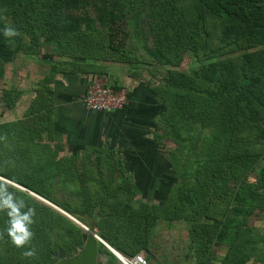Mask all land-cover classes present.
Returning <instances> with one entry per match:
<instances>
[{"label":"trees","instance_id":"trees-1","mask_svg":"<svg viewBox=\"0 0 264 264\" xmlns=\"http://www.w3.org/2000/svg\"><path fill=\"white\" fill-rule=\"evenodd\" d=\"M6 25L20 34L5 37ZM41 45L69 61L59 70L62 61L49 59L50 74L23 118L0 120V176L95 227L125 255L146 250L151 260L159 219L183 218L198 255L217 239L231 253L221 264H245L254 254L264 261L248 222L264 211V0H0V56ZM139 48L167 67L160 85L147 82L163 108L155 139L174 147L165 163L156 157L151 170H132L135 179L108 147L62 153L50 85L59 72L99 76L98 60L132 62ZM187 53L198 67L174 70ZM21 94L5 90L2 102L14 109ZM141 187L162 204L138 199ZM10 190L36 209L30 245L36 255L24 257L29 246L15 247L5 232L0 264H56L85 247L89 231L29 191L13 184ZM6 227L0 212V232ZM97 246L98 264H116L103 243Z\"/></svg>","mask_w":264,"mask_h":264},{"label":"rangeland","instance_id":"rangeland-1","mask_svg":"<svg viewBox=\"0 0 264 264\" xmlns=\"http://www.w3.org/2000/svg\"><path fill=\"white\" fill-rule=\"evenodd\" d=\"M136 46L138 45L136 44ZM131 48L135 49L136 47L132 46ZM47 49L48 48L41 45L29 53H24L23 51L14 53L11 50L2 52V56H0L1 121L23 118L26 109L33 101L32 95L34 90L36 93V90L41 85L42 80L46 78L47 74H50V69L52 68L50 65L51 61H49V59L62 61L58 65L59 70L66 68L63 63L69 61V58L50 55ZM135 52H137L135 55L137 54L138 59H133L132 62H121L115 57H108L107 59L98 60L96 64H100L101 72L106 74L108 77L112 75L111 73L115 72L117 77L127 74L128 76L138 80H148L152 86H157L158 84L160 85L163 82L162 79L165 76L167 67L154 63L153 59L146 55L145 51L141 50V48ZM198 65L199 62L196 61V58H194L190 53H187L182 63L179 66H172V68L174 70L190 74L194 72ZM109 68L115 69V71H110ZM43 70L47 71L43 73ZM75 72L80 71L76 70ZM59 74L63 73H57V75ZM11 88L22 90V94L17 100L14 109L8 108L2 102L4 91ZM162 109L163 108L161 107V111ZM157 132L162 134L161 128L158 129ZM173 147V142L168 139L157 143V162L165 163L168 161V152ZM62 153L70 155L74 152L63 150ZM168 170L170 169L168 168ZM131 173L136 176L135 179H138V176L134 171L131 170ZM170 174H172L171 171ZM251 179H256V175L254 173L251 175ZM141 190L142 192L138 196V199L162 204V200L155 198L151 192L147 193L142 187ZM239 220H242L241 217ZM205 221L209 222V220ZM248 222L250 226L254 228L253 235L254 238L256 236L257 239V250H260L259 253L264 254V211H255V213L249 218ZM228 245V243L216 239L209 245L208 251L206 252L208 253L207 255H198L195 242L190 236L189 223H187L183 218L172 221L160 218L153 231L150 248L154 256L150 262L151 264H221V261L225 263V259H228L231 255V253H229ZM142 251L147 253L146 250ZM262 257H264V255ZM116 264H118V261ZM245 264H264V261H261L259 255L254 254Z\"/></svg>","mask_w":264,"mask_h":264},{"label":"crops","instance_id":"crops-1","mask_svg":"<svg viewBox=\"0 0 264 264\" xmlns=\"http://www.w3.org/2000/svg\"><path fill=\"white\" fill-rule=\"evenodd\" d=\"M111 74L114 86L125 87L129 93L125 107L112 112L93 111L82 100L95 75L69 72L56 76L50 91L56 141L71 152H82L90 146L108 147L119 154L127 170L148 168L157 157L154 128L161 111L160 99L147 80ZM35 95L34 90L33 99Z\"/></svg>","mask_w":264,"mask_h":264},{"label":"clouds","instance_id":"clouds-1","mask_svg":"<svg viewBox=\"0 0 264 264\" xmlns=\"http://www.w3.org/2000/svg\"><path fill=\"white\" fill-rule=\"evenodd\" d=\"M7 38L18 36L20 33L15 27L6 25L2 29ZM12 183L6 177H0V212L7 215V227L0 232V239L4 233L10 238L11 243L17 248H26L22 253L24 257H34L36 249L30 247L34 237L32 225L35 223L36 209L29 206L23 196L17 195L16 191L10 190Z\"/></svg>","mask_w":264,"mask_h":264},{"label":"built area","instance_id":"built-area-1","mask_svg":"<svg viewBox=\"0 0 264 264\" xmlns=\"http://www.w3.org/2000/svg\"><path fill=\"white\" fill-rule=\"evenodd\" d=\"M128 90L115 87L106 74L95 76L87 85L82 96L85 106L93 111L112 112L122 109L128 103ZM118 264H151L144 251L134 255L115 254Z\"/></svg>","mask_w":264,"mask_h":264},{"label":"water","instance_id":"water-1","mask_svg":"<svg viewBox=\"0 0 264 264\" xmlns=\"http://www.w3.org/2000/svg\"><path fill=\"white\" fill-rule=\"evenodd\" d=\"M13 185L29 191L32 195L36 196L37 198L43 200L44 202L48 203L49 205L53 206L54 208L58 209L62 213L69 216L71 219H73L75 222H77L79 225H81L83 228H85L87 231H89L85 247L81 249L74 257L69 259H61L56 264H97L98 261V246L97 241L103 243L114 255L117 252L115 248H113L110 244H108L104 239H102L97 233L94 227L88 228L86 225H84L82 222L77 220L74 216L57 206L55 203L51 202L50 200L40 196L39 194L19 185L12 181H10Z\"/></svg>","mask_w":264,"mask_h":264},{"label":"bare ground","instance_id":"bare-ground-1","mask_svg":"<svg viewBox=\"0 0 264 264\" xmlns=\"http://www.w3.org/2000/svg\"><path fill=\"white\" fill-rule=\"evenodd\" d=\"M118 252V251H117Z\"/></svg>","mask_w":264,"mask_h":264}]
</instances>
